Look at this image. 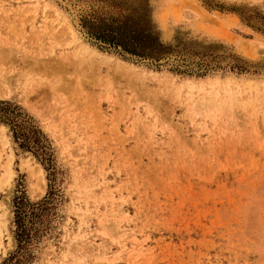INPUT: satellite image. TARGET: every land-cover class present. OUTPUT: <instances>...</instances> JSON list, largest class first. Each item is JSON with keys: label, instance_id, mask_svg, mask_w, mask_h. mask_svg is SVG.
<instances>
[{"label": "rangeland", "instance_id": "obj_1", "mask_svg": "<svg viewBox=\"0 0 264 264\" xmlns=\"http://www.w3.org/2000/svg\"><path fill=\"white\" fill-rule=\"evenodd\" d=\"M0 100V264H264V0H0Z\"/></svg>", "mask_w": 264, "mask_h": 264}, {"label": "trees", "instance_id": "obj_2", "mask_svg": "<svg viewBox=\"0 0 264 264\" xmlns=\"http://www.w3.org/2000/svg\"><path fill=\"white\" fill-rule=\"evenodd\" d=\"M131 18H125L118 23L114 21L108 22L99 20L89 25V32L96 38L111 43L116 46H121L123 50L131 54L160 59L167 53L170 47L162 42L159 37L153 32L151 26L146 21L143 24L130 23ZM10 104L7 101L0 100V120L12 121L5 116L7 111L4 106ZM13 112V110H12ZM15 137L19 138V133L14 124H12ZM26 140V138H25ZM25 140H23L26 144ZM17 248L1 264H27L30 257L26 253V244L29 234L25 232L23 225H20V216L23 213L24 200H17Z\"/></svg>", "mask_w": 264, "mask_h": 264}, {"label": "bare ground", "instance_id": "obj_3", "mask_svg": "<svg viewBox=\"0 0 264 264\" xmlns=\"http://www.w3.org/2000/svg\"><path fill=\"white\" fill-rule=\"evenodd\" d=\"M120 71V70H119Z\"/></svg>", "mask_w": 264, "mask_h": 264}]
</instances>
